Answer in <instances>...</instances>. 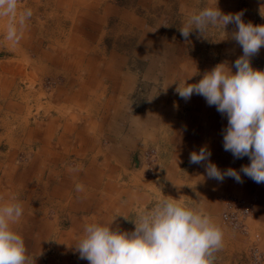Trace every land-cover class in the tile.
Returning <instances> with one entry per match:
<instances>
[{
    "label": "crops",
    "instance_id": "obj_1",
    "mask_svg": "<svg viewBox=\"0 0 264 264\" xmlns=\"http://www.w3.org/2000/svg\"><path fill=\"white\" fill-rule=\"evenodd\" d=\"M168 1L27 0L21 4L20 9L32 10L33 19L18 46L6 41L12 46V60L26 59L20 68L27 66L30 72L11 68V63L9 74L0 79V147H8L0 152V204H22L23 215L12 228L25 240L32 264H89L76 250L87 224H108L114 219L112 229L134 230L138 212L155 206L162 195L151 174L129 168L130 154L148 145L162 157L157 171L168 184L165 199H178L207 216L211 205L222 208L218 195L243 198L249 204L246 233L224 225L220 216L210 217L223 232L215 264H255L252 252L264 258V183L241 171L251 163L248 156L235 158L224 150L227 116L209 106L203 96L193 94L185 100L177 91L185 83H197L214 63L210 68L212 63L205 65L204 57H190L174 48L180 43L164 32L157 35L148 30L151 22L138 12L139 6L149 7L147 3ZM180 1L187 12L215 5V0ZM217 7L224 14L242 12L244 23L264 25V0H217ZM236 31L234 23L227 25L228 37ZM126 37L137 39L126 40L128 46ZM213 44L210 58L224 59L230 39L216 35ZM235 46L224 59L231 61L227 65L233 73L235 60L243 55L242 47ZM137 60L145 61L140 65L148 94L140 97L143 109L131 113L125 105L133 91L127 66L135 67L130 61ZM251 60L264 61V47ZM177 62L180 66H174ZM253 68L264 70V65ZM13 69L21 77L19 82ZM37 73L42 79L50 78L56 87L50 96L61 104L60 109H68L41 119L40 127L31 125L21 86L27 77L31 82L26 87L33 85ZM72 107L78 112L72 114ZM201 147L211 152L208 161L190 163V154ZM209 162L222 173L236 170L242 182L229 176L222 182L209 179ZM77 167L81 170L69 171ZM77 183L84 185V191H76ZM60 217L68 221L66 227L59 224Z\"/></svg>",
    "mask_w": 264,
    "mask_h": 264
},
{
    "label": "clouds",
    "instance_id": "obj_2",
    "mask_svg": "<svg viewBox=\"0 0 264 264\" xmlns=\"http://www.w3.org/2000/svg\"><path fill=\"white\" fill-rule=\"evenodd\" d=\"M32 15L31 9H19V0H0V18H7L5 39L13 46L19 44ZM242 15L222 13L215 0L214 7H205L190 16L179 29L186 40L193 29H225L234 23L238 31L233 38L242 47L243 55L234 62L235 73L222 62L197 83H185L177 91L185 100L193 94L201 95L209 106L214 105L227 116L224 150L235 158L248 156L251 163L242 166L241 171L259 184L264 183V70L254 69L250 60L264 47V25L244 23ZM210 155L206 147H201L198 153L190 154L189 162L201 164ZM206 173L209 179L222 182L229 176L242 182L236 170L229 168L222 173L210 162ZM75 188L77 192L84 191L83 184L77 183ZM22 215L21 203L0 204V264H32L25 240L12 228ZM112 221L85 225L83 238L76 245L81 259L89 264H215V253L223 246V232L211 218L178 199L161 200L151 210L141 209L131 232L112 229Z\"/></svg>",
    "mask_w": 264,
    "mask_h": 264
},
{
    "label": "rangeland",
    "instance_id": "obj_3",
    "mask_svg": "<svg viewBox=\"0 0 264 264\" xmlns=\"http://www.w3.org/2000/svg\"><path fill=\"white\" fill-rule=\"evenodd\" d=\"M27 0H19V9L21 8V4H24ZM200 2L202 0H199ZM238 2H240L241 0H236ZM182 1L180 0H170L167 3L164 4H158V3H147L149 4V7H145L143 6L142 8H140V6L138 7V12L139 14L142 16L143 14L148 18V21L151 22V24H148V30H152L153 33L160 35L159 33H163L165 35H167V37L169 38H173V42L176 41L178 43H180V45L178 47L174 46V48H177V50H181L183 51V53L188 54V56L190 57H204L205 58V65H208L210 62L212 63V66L210 68H213V63L214 66L220 64V63H227L230 65V60H224L227 56L231 55L234 49V47H236L235 45L237 44L235 39L233 38V36L228 37L227 34V26L225 27V29H223V27H218V26H209L206 30L199 32L198 29H193L192 32L190 33L189 37L187 38V40L181 36L179 29L183 28L191 15L196 14L198 12H187V11H183L182 7H181V3ZM45 8V7H42ZM22 11V9H20ZM33 18H30V21ZM6 23H7V18H0V79L5 78L4 74H9L10 68H8L11 63H13V66L11 68H20V65H25V61H27L26 59H20L18 57H15V59L12 60V46L10 45V43L8 44V42L5 39V32H6ZM36 23H32L29 24L31 27H34ZM253 25H259V23H254ZM220 32V33H219ZM217 35V37L223 38V39H230V45H229V50H227L226 53L222 54L224 59H219V60H213L211 59V55L213 53V48H214V44H213V39L214 37ZM220 35V36H219ZM137 39V37H133V40L131 38H125L124 42H127L126 45H129L131 41L135 42ZM130 42H128V41ZM18 46V45H17ZM20 50V48H18ZM16 49L13 48V51H15ZM140 59L142 60H146L143 59L142 57H140ZM142 60H137V62L134 61H130L132 63L135 64V67H130L129 65L127 66V68H130V72L132 73L131 75L133 76L132 79V85H133V91H131L127 98H126V108L127 110H129L131 113L133 111H135L136 113H138L141 108L143 109V104H141L142 99L140 97L146 96L148 94L147 89L144 86V82H145V75L143 73V70L141 68L140 63H144L145 61ZM141 61V62H140ZM152 62V61H151ZM158 63L163 61H157ZM166 63L168 61H165ZM154 63H156V61H154ZM159 63V64H160ZM251 66L253 67H262L264 65V61L263 60H250ZM10 64V65H9ZM15 65V66H14ZM161 65V64H160ZM179 65L178 62L174 64V66ZM172 67V65H171ZM21 69V68H20ZM212 70V69H211ZM24 72V73H29L30 70L29 68H27V66L25 67V70H20V72ZM12 72H16L15 69H13ZM16 74L18 76H15V80L16 82L20 81V76L19 74L16 72ZM40 74H34L33 77V85H31L29 88H27L26 86L29 85L30 79L28 78V81H24V83L21 84L23 90L25 91V99H26V106L29 108L30 113L32 114V116L30 117V121H31V125H35L36 123L39 124L40 127V122L41 119H47V117L51 116V115H55L57 114V111H64V113H66V111L68 110L67 108H64L63 110L60 109L61 104H58V102L54 101L52 96L53 94V89L56 88L53 84V82L50 81V78H45L42 79V77H40ZM7 79H12V77H7ZM201 78L199 77L198 80H200ZM6 82H11V81H6ZM31 82V81H30ZM41 82H44V84H42ZM198 82V81H197ZM149 83V82H147ZM150 83H152L150 81ZM70 112H72V114L75 112L77 113L78 110L74 109V107L69 109ZM27 112V110H26ZM39 122V123H38ZM43 124L41 123V126ZM6 150H8L7 145L5 146H1L0 147V152H5ZM131 156L128 157V163H129V168L130 170H133L134 172H138V173H142L144 175H146L145 173H149L151 174L150 176L153 177L154 180L157 181V187L158 191L162 192V195L160 198H158L157 200H155V204H157L159 201L164 200L165 198V191L167 190V185L165 178L162 175L161 171H157L158 170V162L160 161V159L162 158L161 155H159V152L157 151L156 148L148 145L145 147H138L134 153L130 154ZM19 160V158H17V161ZM165 185V189L163 188V190L161 189V186ZM221 196V195H220ZM219 195L217 196L218 199H222V197H220ZM225 197H228V199L234 198L232 195H224ZM210 197V196H209ZM223 200L222 203V208H219V210H217L215 207H213L211 205V210L209 211L210 213H212V215H210V213H208V216L211 218L216 219L218 216H220V220L224 223V225L226 224L221 218H222V213L223 210L225 208V200ZM154 205H152V207H147V210H151L153 208ZM194 210H196V208L193 207ZM214 213V214H213ZM61 217H60V221L59 224L63 227H66L68 224V221H61ZM216 223V221L214 222ZM227 225V224H226ZM230 227V226H228ZM231 228V227H230Z\"/></svg>",
    "mask_w": 264,
    "mask_h": 264
},
{
    "label": "built area",
    "instance_id": "obj_4",
    "mask_svg": "<svg viewBox=\"0 0 264 264\" xmlns=\"http://www.w3.org/2000/svg\"><path fill=\"white\" fill-rule=\"evenodd\" d=\"M225 208L222 213V220L231 228L242 233L247 232V219L251 214L249 204L243 198H231L223 196ZM252 260L255 264H264V258H260L255 252H252Z\"/></svg>",
    "mask_w": 264,
    "mask_h": 264
}]
</instances>
